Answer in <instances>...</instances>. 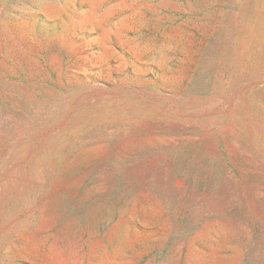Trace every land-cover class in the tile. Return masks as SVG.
<instances>
[{"label":"rangeland","instance_id":"374dc122","mask_svg":"<svg viewBox=\"0 0 264 264\" xmlns=\"http://www.w3.org/2000/svg\"><path fill=\"white\" fill-rule=\"evenodd\" d=\"M0 264H264V0H0Z\"/></svg>","mask_w":264,"mask_h":264}]
</instances>
